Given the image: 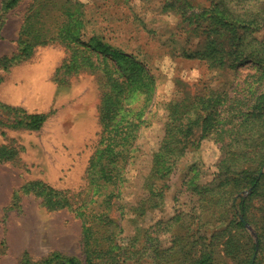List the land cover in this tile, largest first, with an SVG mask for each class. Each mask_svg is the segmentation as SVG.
I'll return each instance as SVG.
<instances>
[{
  "label": "rangeland",
  "instance_id": "1",
  "mask_svg": "<svg viewBox=\"0 0 264 264\" xmlns=\"http://www.w3.org/2000/svg\"><path fill=\"white\" fill-rule=\"evenodd\" d=\"M2 7L0 0V148L11 158L0 159V264H40L54 254L63 259L59 264L67 259L86 264L76 214L81 206L105 211L130 248L143 247L145 233L156 247H168L171 233L179 237L178 247L196 239L187 259L209 248L220 264H242L261 234L256 264H264V189L247 200L245 227L225 234L219 233L231 215L232 197L247 198L250 189L243 184L225 205L207 195L199 201L205 189L217 190L214 178L225 152L238 151L254 130L236 132L240 117L231 108L238 100L254 103L264 89V69L251 62L232 65L231 52L224 55L232 35L211 25L209 17L231 12L250 26L243 41L264 47V26L253 29L264 25V0H20L11 9ZM36 9L39 14L31 16ZM38 33L55 40L22 57L25 42ZM59 33H67V40L57 38ZM209 39L216 40L207 46ZM200 99L221 103L215 115L224 131L202 128L203 109L185 144L167 149L176 111ZM35 113L47 115L39 130L22 123ZM121 129V180L105 184L90 164ZM258 149L245 150V160L251 162ZM165 155L174 159L171 170L165 177L153 175L154 160ZM160 187L150 209V193ZM48 188L54 203H66L63 208L45 205ZM223 206L228 211L220 216ZM211 213L215 219L202 226L197 239L191 218ZM173 258L185 257L180 251L166 260Z\"/></svg>",
  "mask_w": 264,
  "mask_h": 264
},
{
  "label": "trees",
  "instance_id": "2",
  "mask_svg": "<svg viewBox=\"0 0 264 264\" xmlns=\"http://www.w3.org/2000/svg\"><path fill=\"white\" fill-rule=\"evenodd\" d=\"M19 1L20 0H3L2 8L7 10L11 9L15 7ZM38 14L39 12L36 9L31 13V16L36 17ZM209 20L211 21V25H220L231 33L232 36L229 38V40L233 43L230 45L229 52L224 53V55L231 52L229 54V58H232V65L236 64L235 66H238L239 64L251 62L264 69V47L256 46L255 43L251 41H243L245 32L250 28V26H247L243 21L240 20V18L236 17L231 12H227L225 9L216 15H211ZM78 23H80V21L76 20L75 24L77 25ZM237 24L239 25L237 26ZM236 26L243 29L244 32H237ZM263 26L264 25L257 23L253 29ZM24 32L25 31H23V34ZM27 32L28 22L26 33ZM61 36L62 35L59 33L57 38H61L62 41H66L68 34L66 33V35L62 37ZM50 40H55V38H46L45 35L39 33L34 34L31 39H28L25 42V45L21 51L22 57L26 58L29 56L33 47L38 45H46ZM215 40L209 39L207 46L212 45ZM68 43L71 44V42ZM211 48L214 49L212 46ZM214 62L215 61L213 60V63ZM198 102L202 103H191L190 107H185L179 111H176L175 120L178 122L177 128L175 133L172 134L171 130L169 136L168 133L166 134V136L169 137V140L166 141V143H168L166 146L167 149L172 143L185 144L186 136L190 135L194 130V127L198 125L200 119L198 113H201L203 109L206 110L207 115L204 119V122L202 123V128H204L205 131L213 130L218 132L219 130L217 128H219L221 131H224V125L223 127L218 126V124L222 123L223 120L219 121V118L215 115H220L221 111L219 112L216 109H218V106L221 103H216L219 101L214 99L212 102L209 99L210 103H204L208 101L203 99H200ZM236 102V108H231V111H234L235 117H240L239 126L236 132H240L242 129H249L252 127L254 130L250 132L249 136L243 140V143H241L238 151L225 152V155L218 165L216 177L214 178V183L216 181L218 183L216 186L217 190L214 191L215 186L211 187L209 190L205 189L202 196L199 198V201L203 199L204 195H207L209 201L218 203L219 205H225L227 202V197L239 190L243 184H246L244 188L247 190L250 189V193L247 195V198L245 197L246 199L239 194L236 196V198L232 197V203L229 207V211L231 210V215L228 217L227 226L219 234H225L230 227L243 229L245 227V223L247 222V200L253 195L260 194V191L264 189V174H260L261 169L264 167V89L259 95H257L255 102L251 103L250 105L245 106V104L239 103V100ZM205 106H207V108H205ZM243 106H245V109H243ZM103 116H105V112ZM46 120V114L35 113L27 115L25 117V122L22 123H24V125L29 129L39 130L42 128ZM258 122L259 124H257ZM114 130L116 131L118 128ZM123 134L125 133L121 129V132H119L115 137L109 139L105 149L100 151L97 160L93 159L91 161L90 165L95 167V169L98 168L97 171H94L96 173L95 178L97 180L103 181L105 184H115L117 181L121 180V174L117 162L118 160L120 161V158L118 159V157L124 154V150H120V148L123 147V141H125L122 136ZM180 135L182 136V141L180 139ZM256 146L259 149L253 156H251V162H248V160H245L246 156L243 153L245 150L254 148ZM116 149L119 150L115 151ZM181 149H183V147ZM110 152L111 156L113 157L108 156ZM106 155L107 164H103V160ZM156 157H158V155ZM2 158L6 160L11 158V155L5 148H0V159ZM173 160L174 159H169L168 155L163 157V161L157 162L154 160L152 174L155 176L156 174H160L162 177H165L174 164ZM111 164L116 165L110 168ZM30 188H34V184H31ZM48 189L50 192L45 196V205H47V207L50 209L63 208L66 203H54L50 199L51 194H53V189ZM160 189L161 187L157 193L154 191L150 193V197L148 199L150 209L154 207L156 203V201H154V197L159 193ZM213 194L218 196L217 199ZM204 200H206V197ZM226 211L228 210H225L223 206L220 208L219 215L221 216L226 214ZM76 214L82 220V243L86 264H126L129 261L138 264L144 258L148 259L150 257H152L154 260L145 264H220L218 263L217 258H214V251L209 248H200L199 256L192 259H187L188 255L192 254V252L195 250L194 244L196 243V239L192 240V242L188 243L187 245L185 244L182 247H178L179 237L176 236L175 233H171L170 237L168 238V243H170L168 247H161L159 245L156 247L155 245L149 244L151 237L145 233V235H143V247L134 249L130 248L129 245H124L123 239L118 237V235L121 233L120 227L113 219H110L107 216L105 211L98 212L97 214L94 208L87 209V207L81 206L77 208ZM207 217H210V219H207ZM175 219L177 221L180 218L177 215ZM214 219L215 216L212 213L210 215H204L203 219L202 215L200 214L197 215L196 219L191 218V220H193L191 224L194 223L193 227L191 228L194 236H196L198 239L199 236L197 235L200 233L202 226L209 223L207 221ZM173 225L179 227L176 222H174ZM212 237H214V235H212ZM132 241H134L136 244L139 243L138 238H134ZM132 241L129 243L131 247H134L131 245ZM262 242L263 237L261 234H259L257 237V243L251 244L250 254L242 260V264L257 263V256L260 253ZM180 251L185 257L181 258V261H178V258H173L174 261L166 260L168 256L174 257L176 252ZM156 257L158 258L157 261H155ZM61 260L63 259L60 255L54 254L52 257L42 260L40 264H59V261ZM60 264H75V261L73 259H67L64 260V263ZM223 264L226 263L223 262Z\"/></svg>",
  "mask_w": 264,
  "mask_h": 264
}]
</instances>
